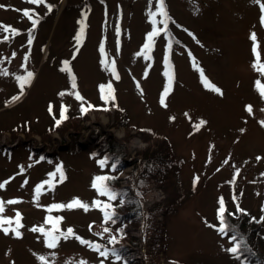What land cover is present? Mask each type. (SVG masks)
<instances>
[{
    "label": "rangeland",
    "instance_id": "374dc122",
    "mask_svg": "<svg viewBox=\"0 0 264 264\" xmlns=\"http://www.w3.org/2000/svg\"><path fill=\"white\" fill-rule=\"evenodd\" d=\"M162 2L168 24L161 0H0V264H120L88 243L110 233L97 176L141 201L122 244L145 264H242L217 229L221 199L264 230V0ZM81 104L85 117L53 128ZM108 140L120 171L99 163ZM153 224L164 252L149 261Z\"/></svg>",
    "mask_w": 264,
    "mask_h": 264
},
{
    "label": "trees",
    "instance_id": "16d2710c",
    "mask_svg": "<svg viewBox=\"0 0 264 264\" xmlns=\"http://www.w3.org/2000/svg\"><path fill=\"white\" fill-rule=\"evenodd\" d=\"M161 4L163 9V17L168 19L167 12L165 11V5L163 2ZM1 24L5 28L6 24ZM164 30H168L167 27H165ZM0 41H2L1 38ZM174 44L175 43L171 41V49L175 47ZM82 107L78 109L77 113H63V118L60 115L52 123L53 128L57 126V123H64L69 121L70 119L77 120L85 117L86 111H82ZM83 108L86 109L85 106ZM105 144L106 145L104 146V151L100 153L102 154V159L106 160V163L104 165L108 166L111 171H120L123 166V162L120 160V156L118 154L120 153V150L124 151V148L121 146L116 149L115 140L106 142ZM164 144L165 143L163 142L162 145ZM162 149L165 150L164 148ZM163 150H154L152 153H150V155H144V159L147 160L155 153H164ZM28 154H31V157H34L36 151L31 149L30 147ZM95 154V157L98 156L97 152H95ZM35 158L41 159L42 161L43 159L52 160L53 157L49 154H36ZM158 164L159 163L154 160L153 167L155 168V166ZM113 165L115 166L113 167ZM161 170H164V168H160V171ZM151 174H157L160 176V173L158 172L151 171ZM118 181V178L113 177L104 182L109 192L115 197L114 199H110L109 195L105 194V203L103 202L102 204L104 205L101 206L102 210L104 206V221L101 224L107 227L110 233H107L100 241L95 240L94 244H96L98 247L102 246L103 248L108 249L111 254H113V256H115V258L119 260L120 264H145L144 259L139 257V255L136 253L134 255H130V252L128 256V253L125 251L128 249V247L122 244L124 239H128L131 241L134 239L133 236L129 233V227H132L133 229L141 227V222L143 219L142 204L138 198L133 197L128 192V189L121 186ZM115 199H117L116 202ZM105 205H107L108 207H105ZM224 209L225 211L223 214L219 213V209L217 210V229L219 231V226L222 218L226 224V230L224 233H221L220 231L219 233L230 238L233 246L235 244H239L237 253H233L234 256L239 258L242 264H264V230H262L260 222L249 213L248 209L242 207L241 205H236L232 207V209H230L229 207H224ZM166 212L167 210H162L163 215L166 214ZM156 216L157 215L155 214L154 218H156ZM152 228L154 231H156V234L158 236V241L155 243H158V245H161V247H158L155 245V243H153V246H151L150 254H148L149 261H155L153 259L154 256L158 255V253L160 252H164V249L162 248V246H164V241L162 240L164 234L163 225L155 226L153 224ZM233 236L236 237L235 241L232 239ZM149 264L153 263L150 262Z\"/></svg>",
    "mask_w": 264,
    "mask_h": 264
},
{
    "label": "snow or ice",
    "instance_id": "6c2138e0",
    "mask_svg": "<svg viewBox=\"0 0 264 264\" xmlns=\"http://www.w3.org/2000/svg\"><path fill=\"white\" fill-rule=\"evenodd\" d=\"M30 2L31 3H33V4H37V3H43V0H30ZM257 2H259V0H257ZM158 7H159V9H160V11L162 12V4H159L158 5ZM50 10V9H49ZM261 11H262V13H264V4H262L261 5ZM23 12H24V15L25 16H29V10H27V9H25V10H23ZM153 15H155V14H153ZM261 20H262V22H264V16H262L261 17ZM35 23H36V21L34 20L33 21V27L35 26ZM5 30H7V27L5 26ZM13 31V34H15V30H12ZM82 31H83V29L81 28V33H82ZM157 34V30L156 29H153V31L152 32H150L149 34H148V38H149V40H151V38L154 36V35H156ZM79 36H80V33H78L77 34V44H79ZM253 39H255V37H254V35H253ZM29 43H31V40H29ZM145 49H147L148 48V44H145ZM254 51H255V47H254ZM258 67V70H264V66H257ZM64 70H68V62L67 61H65L64 62ZM32 73L31 72H28L27 73V75L25 76V77H23L22 78V81H23V83H28L29 82V80H30V78L32 77ZM202 76H203V73L201 74ZM205 83H207L206 81H205ZM217 92H219V89H215ZM167 92H168V88L166 87L165 88V90H164V93H165V95L167 94ZM110 95V94H109ZM262 95H264V90H262ZM13 100H15V99H18V97H13L12 98ZM77 99H82L79 95H77ZM162 104L164 103V96L162 95L161 96V101H160ZM89 107H91V106H89ZM82 111H86L87 109H85V108H83L82 107V109H81ZM249 111H251V108L249 107ZM61 116H62V118H63V112L61 113ZM203 123H205L204 121H200V124H203ZM200 125H197V127H199ZM99 163L101 164V165H104L105 163H106V160H100L99 161ZM115 165H113V167H114ZM58 170H59V166H58ZM108 179H110L109 177H106V176H97V177H94V180H93V187L94 188H97L99 191H101L103 194H106V195H109V198L110 199H114L115 197L109 192V190L107 189V187L105 186V184H104V182L105 181H107ZM99 182V183H98ZM0 187H2V185H0ZM8 203H14V201H8ZM73 206H80V207H84L85 209H87V206L86 205H84V204H82L79 200H73L72 202H70L68 205H67V207L68 208H71V207H73ZM56 207H64L63 205H57ZM105 207H108L107 205H105ZM0 210H2V209H0ZM224 211H225V209H224V205H223V200L221 199V201H220V208H219V213L220 214H223L224 213ZM242 211V210H241ZM106 215H107V213H106ZM9 224L11 223V221L9 220V221H7ZM5 223V221L3 220V219H0V228H3V224ZM17 227H19V224H18V221H17ZM9 228H3V231L5 232V233H8L9 232ZM34 231L35 230H37V229H33ZM225 230H226V224H225V222L223 221V219L221 218V223H220V226H219V231L221 232V233H224L225 232ZM12 231H15V234L17 235V236H19L20 235V233L18 232V231H16L15 229H12ZM105 231H107V229H105ZM68 232L69 233H71L72 232V230L71 229H69L68 230ZM56 237L55 236H52L51 237V239L50 240H48V246L49 247H55V242H56ZM232 239L235 241L236 240V237L235 236H233L232 237ZM238 248H239V244H235L232 248H230V249H228V251H230V252H232V253H237V251H238ZM100 255H105V253L104 252H101L100 253ZM41 259H43V258H41Z\"/></svg>",
    "mask_w": 264,
    "mask_h": 264
}]
</instances>
